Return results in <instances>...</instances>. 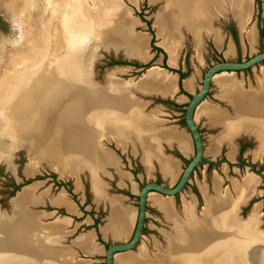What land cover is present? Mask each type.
Returning <instances> with one entry per match:
<instances>
[{
    "label": "bare ground",
    "instance_id": "6f19581e",
    "mask_svg": "<svg viewBox=\"0 0 264 264\" xmlns=\"http://www.w3.org/2000/svg\"><path fill=\"white\" fill-rule=\"evenodd\" d=\"M166 1L167 4L166 7L163 8L164 11L161 12L159 17L157 16L159 20L161 19L163 21L164 26L162 28V26L158 25L157 29L159 37L162 39L159 43L166 48L169 54V63L174 64L176 61L177 48L171 43L172 38L166 35L168 31L167 27H169V29L175 28L177 21L185 22L186 18L191 20L192 22L190 23L196 27L200 24L199 20L203 18V16H207V18L210 19L211 11L218 8L220 3H218L217 0L215 1L216 3L213 2L214 0H180L181 2L179 1L174 8L172 7L173 0H171L172 4L170 0ZM263 1L264 0H262V4L264 6ZM82 2L83 0L4 1L3 7L8 18H13L15 15L19 18L21 32L19 42L17 41L18 43L13 45L10 44L11 46L9 45L10 47H7V49H9L7 50L8 57L4 58L7 52L5 54L4 52L1 53L3 58L1 57L2 59L0 60V83H2L0 84V149L6 147V143L9 140L13 143L11 145L15 146L21 139H29V149L36 141L43 142V138L35 136V132H38V129L41 128V126L39 127L38 125V120L47 117L50 120L53 116H57V112L65 110L66 103H71L72 109L70 112L72 114L68 116L66 122H61L63 128L69 132L70 139L78 140L80 136H85L86 138L87 134H91L94 143L91 152L96 157L99 165L113 164L117 160V156L114 155L110 148L102 146L101 143H99L98 140L107 136V134L101 132H112L111 130L113 128H117L116 126H118L120 130L122 126H128L129 124L134 126V129L138 132L144 130L145 127L143 123H145L147 119L140 113L142 104H138L135 100L131 99L129 95H127L128 93L123 94L122 91L119 90V88H123L125 84L123 81H126L128 84L129 82L127 81L129 80H125L121 77L117 78L116 76H111L110 78L109 75L112 69L107 72L109 81L107 86H91L90 83L85 81L83 74L84 70H81L84 64L83 60L81 61L78 51L74 52V54H69V50H71V48L73 50L74 47L79 46H81L83 50L87 40L82 41L77 38L71 39V19L74 17L77 24L79 23L82 27L86 26L89 29L88 34L99 39V42L103 46L116 47L124 44L122 47L126 54L139 55L145 59L147 56L146 47H148L146 45L147 36L143 33H138L134 37H122L125 30L135 23V19H132L128 15V12L132 9L129 10V8L121 6L119 2L116 3L114 0H110L106 3H100L97 7H93L92 5L94 3H91L90 7L92 6L91 8L96 10L94 15L91 10L90 12L89 10H85ZM239 2H237L238 5L235 11L239 13V21H241V19L246 21L251 10V0H239ZM205 4H207L208 7L203 9ZM105 7H108L106 8V12L104 11ZM169 9H174L175 11L165 16L164 13ZM224 9H229V7ZM230 10L233 11V9ZM41 20H43V22H41ZM166 20L168 22H166ZM177 28L179 34V27ZM31 30L35 32H31ZM252 31L253 29L250 28L246 30V36L249 40L252 39ZM84 35L83 37L86 38ZM194 35L196 36L195 45L198 46V34L194 33ZM10 36L11 35H7L5 40L1 38L0 44L4 46L5 41H7ZM102 41L112 42L104 44ZM116 68L118 67L114 69ZM120 69L123 70L124 67ZM153 70L158 72L154 74L151 72ZM163 71L164 69L160 66H152L146 69V72L136 80V84L147 87V85L152 84V81L159 78L163 80L162 84H164L165 88L173 90L176 84L175 75L169 72L163 74L159 73ZM221 72H226L219 76H223L226 80L222 85H226L224 89L227 88V92L230 91L234 97L236 109L247 116H250L251 110L253 114H259L262 110V103H264V84H262V91L253 93L247 92V94L241 93L239 89H237V83L234 81L235 79H233V70H222L219 73ZM111 74L114 75V73ZM28 75L30 77H28ZM136 100L138 101V99ZM211 113L214 120L221 119L222 117L226 118L225 114L218 112V110L211 111ZM241 118L240 115L234 117L235 120H240ZM242 119L245 120L244 118ZM235 120L228 118L227 124L229 129L235 127ZM255 123H257L255 128L260 131L258 145L260 148L264 149V124L256 121ZM104 126L108 127V129L106 130ZM147 133L148 136H145L144 143L149 148L146 147L145 157H147V155L156 154L157 147L155 141L159 136L163 135L165 131L160 130L156 133L147 130ZM169 133L174 135V137L182 143L183 135L181 133ZM48 137L49 136H47L45 141H47ZM118 141L120 142L119 139ZM213 141H215V138ZM2 145L4 146L2 147ZM82 146L83 150L76 149L75 152L68 155L65 154V152L59 151V146H57L58 148L56 151L55 148L52 147H46V149L42 151L44 154H56L53 156L52 160L49 161L50 167L56 169L62 175H75L76 180H78L76 171L80 169L82 164L87 165L92 183V191L97 198L101 195V187L95 172L97 166L93 165L88 157L86 158L84 153V147L86 148V145H84L83 142ZM32 148L36 151V147ZM159 161L163 163L165 171L172 170L171 168L174 164L171 160L168 161L160 158ZM115 163L113 165H115ZM30 166L34 168L36 162ZM235 183L237 182L235 181ZM237 184L240 185V183ZM24 187L17 191L11 199L14 211L12 219L8 221L0 220V264H19L29 259L37 260L35 262L39 264H57L60 262L59 260H61V263L67 264V260H73V256L68 257L67 260L64 261L55 256V254L60 253V250L73 251V249L71 247L58 246L55 243V236L50 238L47 236V233L45 235L40 234L38 226L34 225L37 215L27 212L24 207L29 202H39L41 196L34 197L31 186L23 190ZM238 192L243 196L244 193L242 189L239 188ZM61 195H64V193L62 192ZM223 195L224 196L220 197L222 198L220 199L221 201H217L219 200L217 199L215 203H212L213 199L209 197L205 206L206 210L204 209L200 216L196 214L197 217L194 216L191 210L193 204L190 203L186 211V218L194 225H199L201 231L196 232L189 227L190 225L186 228L184 223H182L183 220H180V230L182 234L185 233V237L179 238L178 242H180V244L178 247L168 242L166 260H176V264L177 262L180 264H193V261L187 258L188 256H186V259H181V250L185 252L190 248L192 250V239L198 241L197 250L201 248L200 244L204 245V249H207V247L211 248L213 246L211 245L212 238L214 237L217 242L215 246L218 247L219 245L221 251L220 255L222 253L225 254L223 257L224 264H264V232L257 229V222H255V220L252 221L251 217L253 210L250 212V216L243 220L233 215L230 216L232 214L231 212H233L238 205V199L235 197H226L225 194ZM17 197L19 200L18 203L15 201ZM245 198L246 197H242V199ZM57 201L60 203V200ZM113 201L110 202L113 204ZM170 202L166 199L158 201L160 207L169 217L173 216L175 213L171 208ZM219 202L224 204L220 203L222 206H217ZM19 210L23 212L26 219L30 220L29 224L33 223L32 226L35 231L34 239L36 245L30 242L26 243L23 240V234L19 227L20 223L17 220ZM128 217L129 211L127 209L123 210L119 209L117 206L114 207L111 219L112 222L116 224V227H118V232L120 229H123L121 228L122 224ZM59 220L60 221L55 222L56 229L54 232H59L60 228H63L65 222H67L66 218ZM45 223L48 224L49 222ZM190 233L192 234L189 235ZM203 233L207 234L209 238L206 237L205 240L201 238ZM218 239L219 241L221 240V243H218ZM90 240L91 236L89 234L84 239H81L80 243L83 245L84 249L91 248ZM139 247L136 253L131 257L125 256L122 258L116 255V258H121L122 261L125 259L127 264H154V261L147 256L144 247ZM156 255L160 260H163L159 254L156 253ZM73 262L82 264L83 261L74 259Z\"/></svg>",
    "mask_w": 264,
    "mask_h": 264
},
{
    "label": "crops",
    "instance_id": "0c3cea01",
    "mask_svg": "<svg viewBox=\"0 0 264 264\" xmlns=\"http://www.w3.org/2000/svg\"><path fill=\"white\" fill-rule=\"evenodd\" d=\"M164 2V0H163ZM162 2V3H163ZM261 2V12L264 15V6ZM264 3V1H263ZM218 9H213L210 14V19L205 24H198V34H199V45H195L194 41V33L192 27L189 28L186 24L180 23L179 27V37L174 40V44L177 48L176 51V58L174 64H170L167 60L168 52L164 46L159 44V39L157 40L156 46H159L161 49H157L154 47V50L150 48V38H146V45L148 46L151 54L147 53L146 59L140 57L139 55L130 54L129 60H126L121 57V59L130 61L127 63H115L113 67H124L122 71H117V73H124L128 67H132L134 70H138L139 68H143V71L140 72L139 75L133 78V82L125 83L123 88H119L123 94L129 95V97L138 104L141 103L140 113L146 117V122L143 123L145 127L144 130L137 131L134 129V126L129 124L128 126H122V129L119 130L117 128H113L111 131L107 133V136L101 139L102 144L105 141L110 142L116 147L121 153L125 152L128 153L131 157H135L140 166L143 169L145 178L151 174V172L155 169L160 175V178L153 177L156 180H168L166 184H172L178 177L182 166L184 164L183 160H187L193 153V142L188 131L185 121H184V106L189 97H187L186 93L190 96L194 90L199 86V83H196L195 75L198 74V68L196 67V63L201 65L203 62L205 63V58L202 54L203 47L205 44L206 39L210 40L212 45L215 49H218L220 45H222L224 39L223 27L228 32V36L226 37L225 48L223 50V57L226 59L234 58L233 56H237L235 44L238 42L239 45L242 47L245 43L249 44L250 46L254 45L257 37L259 28L264 27V23L259 24L256 27L255 21H250V14L247 16V20L239 21L238 13L229 9H224L221 12H217ZM228 26L226 27V25ZM256 27V28H255ZM253 29V36L252 39L249 40L246 36L247 29ZM257 29V30H256ZM264 29V28H263ZM232 30L235 31L236 40L232 35ZM156 33V32H155ZM264 34V32H263ZM263 34L261 36H263ZM220 38V39H219ZM248 39V40H247ZM187 43L188 47L193 50L192 51V58H189L188 55L185 56L182 50L183 44ZM178 45V46H177ZM197 46V48H196ZM163 51L164 53H162ZM160 52V53H159ZM254 52V51H253ZM159 53V55H158ZM162 54V55H160ZM154 61L158 62L155 63L165 70L173 73L175 75V87L173 90H169V88H165L163 80L157 78L155 81H152V84L147 85V87L139 86L136 84V80L146 72V69L151 66L149 64L147 66H134L132 64L133 60L138 61L139 64L147 63V61L154 56ZM241 58V57H240ZM236 59H239L237 57ZM264 61V60H263ZM211 61H209L210 63ZM161 64V65H160ZM164 64L166 66H164ZM175 68L170 69L168 67ZM260 67V68H259ZM206 68V67H205ZM251 68V66H250ZM255 68V66H254ZM258 72H254V84L250 86L248 83L245 82L244 77L245 75L241 71L237 74L236 71L233 70V79L237 83V89L241 93L246 92H256L261 89L262 84H264V66L262 64L258 65ZM252 69V68H251ZM179 70L183 72V75H179ZM204 71V70H203ZM202 71V72H203ZM231 71V70H229ZM220 72V71H219ZM219 72H216L212 75L208 90L204 97L195 105L192 113V118L198 128V131L201 136L202 140V163L200 164L199 176L196 174V171L193 170L194 174L192 177L196 181L197 190L200 196L203 199V204L201 205L200 209L195 208V204L197 202L196 195L194 193L190 194V199H186L182 194L180 196L181 207L176 209L174 202V194H164L160 193L155 190H149L146 193V206H145V216L142 226V232L147 231V228L150 230H155L156 234L149 233L150 238L147 241L141 239L143 233L141 232L140 238L138 242L131 248L126 250L115 251L113 253V263L114 264H127L125 259L122 261L120 258H116V255L123 257H131L133 256L135 251H137L141 244H144L147 247V253L150 255L154 264H176V260H160L157 254H164L167 249L168 241L167 238L170 235H179L180 234V217H184L183 215V202L187 201V203H192L194 207V211L197 215H201L205 206L207 204V200L210 196H215L216 194H225L226 197L230 198L228 193V189L224 188L221 189L222 180H232L235 178L236 180H241L236 177H229L227 175V170L230 166L236 165L235 162L237 157L243 153L246 149L247 154H251L252 160L260 159L264 156V149L260 156H254V150L256 149L258 142L260 131L257 130L255 119L259 115H250V117L245 118V120H235L234 124L235 127L229 129L227 124L228 118L237 117L238 109H236V102L232 94L227 92L226 85H222L223 82L226 80L223 76H219ZM177 73V74H176ZM226 73V72H223ZM253 74V73H252ZM256 74V75H255ZM120 76V75H118ZM202 76V73H201ZM249 76V75H248ZM121 77V76H120ZM247 77V75H246ZM125 80L128 77H121ZM249 79V78H247ZM155 82V83H154ZM157 83V84H156ZM246 83V85H245ZM214 84V86H213ZM126 85H129L126 87ZM185 85V86H184ZM164 87V88H163ZM169 87V86H168ZM177 87V88H176ZM211 87L214 92L211 91ZM168 89V90H167ZM176 89V90H175ZM175 90V91H174ZM138 99V101L136 100ZM140 101V102H139ZM208 103V104H207ZM214 105H212V104ZM202 107V108H200ZM206 109V110H205ZM169 110L172 113L179 114L176 119L178 121L169 122V119L166 117L161 116V114H168ZM218 110L222 114H225V117L221 119H213L211 111ZM153 114V115H152ZM156 114V115H155ZM155 115V116H154ZM232 120V119H231ZM237 124V125H236ZM142 125V124H141ZM147 130H151L152 132H158L160 130H164L165 133L159 136L156 141L155 145L157 147V152L155 155H147L144 156L146 152V147L149 148L144 143L145 136H148ZM169 132H179L183 135V141L180 143L174 135L170 134ZM215 138V141H213ZM106 139V140H105ZM120 140V142L118 141ZM252 142V147H249V144ZM107 146V145H105ZM111 149L116 157V163L113 164H100V166L96 167V177L101 187V195L99 197H95L92 191L91 179L89 168L84 167L83 169L86 170L88 178L85 180L88 186V194L90 204L86 203L87 205H83V210L79 208L77 202H75L63 189L60 188L58 191L51 192V193H43L41 194V199L39 202H29L25 205V207L29 208V205H44L49 204L51 205L50 209H45V207H37V208H29L38 211H42L43 214L40 215L39 221L40 222H55L61 218H66L67 222L64 224V228L59 231V234H55L56 241L55 243L58 246L64 247H71L74 250V259H78L83 261L82 264H99L97 262V255H103V262H104V247L106 246V240L110 239V242H114L116 240H126L129 235L131 234L134 220L136 216V203L130 197L135 196L137 198V190L138 183L134 177H138L137 173H133L131 170L121 168L123 164L122 157L111 147L107 146ZM170 150V151H169ZM212 150V151H211ZM211 151V152H210ZM213 155V156H212ZM160 158L164 160H168L173 162L174 166L171 168L172 170L165 171L164 165L162 162L159 161ZM119 160V161H118ZM217 160V162H215ZM211 162H215L211 163ZM118 164V166H117ZM113 166V167H112ZM117 166V167H116ZM198 167V166H197ZM82 169V174L84 170ZM219 169V171L217 170ZM122 171V172H121ZM206 172L208 174L206 175ZM128 173V174H127ZM192 173V172H191ZM76 176L73 175L74 180H72L73 184V192H78L80 190V197L78 202L79 204L83 203L84 200V184L82 178H80V172ZM101 175L108 177V179H104ZM111 181H110V180ZM121 179V181H120ZM191 177L189 176L190 180ZM140 180V179H139ZM147 180V179H145ZM210 180V182L204 181ZM110 182V183H109ZM210 184V185H209ZM109 187L112 189L110 190ZM209 188L211 192H208ZM61 189L64 191V195H61ZM235 196L238 199V205L236 206L235 210L231 212L230 216H236V211L239 208V204L246 201L248 197L242 199L240 194ZM180 194V192H179ZM158 195V196H157ZM219 196V195H218ZM113 197V198H112ZM162 197V198H161ZM232 197V196H231ZM117 198V201H116ZM120 198V199H119ZM158 198V199H157ZM166 199L167 201H171L170 205L172 210L175 212L173 216L169 217L164 213V210L160 207L158 201ZM155 199V200H154ZM171 199V200H170ZM55 200V201H53ZM60 200V203L57 201ZM115 200V201H113ZM158 200V201H157ZM63 201V202H62ZM66 201V202H65ZM113 201V204L111 202ZM121 201V202H120ZM70 202V204H69ZM136 202V201H135ZM65 203V204H64ZM61 204V205H60ZM93 209L103 210V214L100 217L99 221L96 225L93 224V217L95 213L93 211H88L89 207ZM118 207L119 209H127L129 211V221L128 219L122 224L123 228L121 231H117L118 227L116 224L112 222L111 213L114 207ZM58 208H62L64 213L57 211ZM70 208V209H69ZM125 208V209H124ZM73 209V210H72ZM76 209V210H75ZM156 209L159 212V218H155L151 216V222L147 223L149 212L147 210ZM71 210V211H70ZM75 210V212H74ZM86 210V212H85ZM206 210V209H205ZM73 211V212H72ZM77 211V212H76ZM92 212V213H90ZM176 216V217H175ZM228 215V217L230 218ZM49 219H45V218ZM159 219V220H158ZM153 220L157 222H163V225H156ZM109 224V225H107ZM112 225V226H111ZM126 229V230H125ZM91 236L90 240V247L89 249H84L83 245L80 243L81 239H84L87 235ZM100 239V240H99ZM149 241V242H148ZM108 243V244H109ZM80 245V247L78 246ZM139 247V248H138ZM157 247V248H156ZM133 258V257H132ZM131 259V258H130ZM73 260L67 261V264H79L73 262ZM37 261V260H34ZM57 264L61 263L59 260ZM34 264H37L35 262ZM39 264V263H38ZM104 264V263H103ZM177 264H180L177 262Z\"/></svg>",
    "mask_w": 264,
    "mask_h": 264
},
{
    "label": "rangeland",
    "instance_id": "374dc122",
    "mask_svg": "<svg viewBox=\"0 0 264 264\" xmlns=\"http://www.w3.org/2000/svg\"><path fill=\"white\" fill-rule=\"evenodd\" d=\"M4 1H6V0H0V39L4 38V40H5L7 35H11V36L8 37L9 39L7 38L8 40L5 41L4 46H3V44H0V53L2 51H4V54L7 52L5 54V57H4V58H7L8 57V51L7 50H9V49H7V47H10L11 45L18 43L20 40V32H21L20 27L21 26H20V20L18 17H16V15L13 18H10V19L8 18V15L6 14V11L3 7ZM108 1H110V0H83L82 3H83L85 10H89V12L91 10L93 12L92 14L94 15V12L96 10L92 9L91 7L92 6L97 7L100 3H106ZM179 1L180 0H173V6L172 7L175 8L177 6V4L179 3ZM215 1L216 0H214L213 2L216 3ZM217 1H218V3H220L218 8H217L218 11L220 10V12H221L222 10H224V8L229 7L230 9H233V13L237 12V11H235L236 10L235 8L237 7V5H238L237 2H239V0H223V2H222V0H217ZM259 1H261V0H259ZM114 2H116V3L119 2V4L121 6H123L125 8L126 7L129 8V10L132 9L128 12V15L132 19H135V23H133L132 26L129 27L128 29H126L125 32L123 33V36H122L123 38H129V36L134 37L138 33H143L147 36V38H150V35H151L150 30H151L153 33V44L154 45H156L158 39H159L158 42H160L162 40L159 37L157 27H158V25H160L163 28L164 25H163V21L161 19L159 20L157 18V16L159 17L161 12L164 11L163 8L166 7V4H167L166 0H164V2H163V0H135V1L114 0ZM170 2H171V0H170ZM91 3L92 4L94 3V4L90 7ZM123 3H125V4H123ZM171 4H172V2H171ZM260 5H261V2L257 3L256 0H251V10L249 13L250 14L249 18H250V21H253V22L255 21L256 27H258L259 24L264 23V15L261 12ZM207 7H208V5L205 4L203 9H206ZM106 8H108V7L104 8L105 12L107 11ZM172 11H175V10L169 9L166 11V13H164V15L165 16H166V14L169 15V13ZM238 15H239V13H238ZM163 16H162V18H163ZM10 20H11V22H10ZM146 20L149 21V26H148ZM208 20L209 19L207 18V16L206 17L203 16V18H201L199 20V22H200V24H205L206 22H208ZM71 22H72V30H71V34H70L71 39L77 38L79 40L81 39L82 41H86L89 39V41L91 42L90 39L94 38V37H93V35L88 34L89 29L86 26L82 27L81 25H79V23L77 24L74 17H72ZM166 22H168V21L166 20ZM190 22H192V21L188 20L186 18L185 22L184 21H181V22L177 21L175 28L169 29V27H167L168 31L166 32V35L169 36V38H172L171 39L172 44H174V40L177 39L179 36V34L177 32V30H178L177 27H180V23L186 24L189 28L192 27L193 33L198 34L199 25L195 27ZM10 23L12 25L11 29H10ZM227 26H228V24L226 25V27ZM222 27L224 29L223 30L224 39H223L222 45H220L218 47V49H215V47L212 45V43L209 39L208 40L206 39V41H205L202 54H203L206 62L205 63L203 62L201 65L196 63V67L198 68V74L195 75L196 83H199L201 73L205 69V67L209 64V61L222 59V57H223L222 55H223V50L225 48L226 37L228 36V32H227V30H225L224 26H222ZM83 28H84V30H83ZM260 28H261V26H260ZM262 28H264V27H262ZM258 33L259 34H258L257 40H256L255 44L252 46L245 43L241 47L239 45V43L237 42L235 44L237 56L234 55L233 56L234 58H230V59H236L237 57L245 58L246 56L251 54L253 51H257L261 48H264V34L262 33L263 36H261L260 32H258ZM83 35L86 38H84ZM251 36H253V31H252ZM198 37H199V34H198ZM194 41L196 43V36L195 35H194ZM102 42L104 44H106V43H110L112 41H106V42L102 41ZM90 45H91V43L86 45L84 47V49L90 48L91 47ZM122 46H124V44L118 45L117 48L114 46H106L105 47L102 44H99V46L97 48H95L94 56L91 60V65H90V77L92 80L96 81V83H98L99 85H103L105 83L104 81L106 78L105 77L106 72L107 71L109 72L110 70L113 69L110 72V75H109L110 78H111V76H116L117 78L120 76L121 77L123 76L125 78L128 77L127 80H129V81H127V82L130 83V82H133L134 77H136L137 75L140 74L141 71H143V68H139L138 70H134V69H132V67H128V69H126L124 71V73H117V71H122V69H120L122 67L117 66L118 68L114 69L115 68V67H113L114 64H108L109 59L113 56L116 58L117 57L121 58L122 56H125L122 53L123 52ZM151 47L152 46H150V48ZM151 50H154V49L151 48ZM161 50H162V47H161ZM182 50H183L182 53H184L185 56L188 55L189 58H192V51L193 50H191L188 47L187 43L183 44ZM146 52L148 54L149 53L151 54L149 48H147V47H146ZM161 52L164 53L163 51H161ZM159 53H158V55H159ZM160 55H162V54H160ZM155 56L156 55L152 56L147 61L148 65L152 64L147 69H149L152 66H159V65L155 64V63H158V62L154 61ZM167 60L169 62V54H168ZM260 64H262L264 66V61H259V62L255 63L254 65L251 66L252 69L249 67V68H244L242 70H238L236 72L238 74L242 71L243 74L245 75V77H244L245 82L248 83V85L250 86L251 84H254V72H256V71L258 72L257 69L260 68V67L258 68V65H260ZM254 66H255V68H254ZM118 69H120V70H118ZM151 72L155 74V72H158V71L153 70ZM168 72L169 71L164 69L163 72H159V73L163 74V73H168ZM111 73H114V75H112ZM169 73H171V72H169ZM218 74L222 75L223 73L221 72ZM118 75H120V76H118ZM246 75H247V77H246ZM28 77H30V76L28 75ZM247 78H249V79H247ZM230 81H232V80H230ZM123 82L126 83V81H123ZM246 83H245V85H246ZM213 86H214V84H213ZM210 90L213 92L215 91V90H213L212 87ZM258 91H262V89H260ZM245 94H247V92ZM186 95H187V97H189V95L187 93H186ZM263 102H264V96H263ZM240 103H241V101H240ZM66 104L67 105L64 108L65 110H63L61 112H57V116H53V118H51L49 120L48 124L45 127L39 128L38 132H35V134H36L35 136H37V137L39 136V137L44 139L43 142L42 141H39V142L36 141L35 144L32 145V147H36V151H34L32 147L30 149H28L27 145L23 144V145L15 148V149H13V151L11 152L12 156H11V160H10L11 162L10 163L7 164V162H5V161H2V160L0 161V208L6 210V212H5L6 214L10 212V203H9V202H11V201H9L10 196L14 195L15 192L21 190V188L24 186L25 187L23 188V190L25 188L31 186L32 193L34 194V197L35 196H41V194H43V193L47 194V193L55 192V191H58V189L64 187V190L67 192V194L70 197H72V199L74 201L78 202L79 198L81 199V197H80L81 191L80 190H78L79 193L70 191L73 189V184H72V180H74V177H72L73 175H69V174H63L62 175L56 169H53L52 167H50L49 161L52 160L53 156L56 154H54V153L53 154H44V152L42 150H45L46 147L55 148V151H56L58 148L57 146H59V151L65 152V154L68 155L72 152H75L76 149H78V150L82 149L83 150V148H82L83 147L82 142H83L84 145H86V148L84 147V153H85L86 158L88 157V159L93 163V165H95L97 167L100 166L98 164L96 157L91 152V149L94 146L93 138L91 137V134H87L86 138H85V136L84 137L80 136L78 140L77 139H70L69 132L63 128V125L61 124V122L62 121L66 122L68 119V116L72 114L70 112L72 109L71 103H66ZM252 112L253 111L251 110L250 115H259V116L256 118H254V116H251V117H253V119H255L256 122L264 124V122H260V121H264V103H262V110L259 112V114L258 113L253 114ZM238 113H239L240 117H242L244 119L250 117V116H247V115L241 113L240 111H238ZM178 115L179 114H177V113L176 114L172 113L170 110H169L168 114H161V116L168 118L169 122L178 121V119H176V117ZM232 120H235L234 117ZM104 127L106 128V130L108 129V127H106V126H104ZM106 132H101V133L107 134ZM47 136H49V137H48L47 141H45ZM102 138H104V137H102ZM98 141H99V143H101L102 146L107 145V146L113 148L122 157L123 164L121 165V168L131 170L132 172L137 173L140 176L139 177L140 180L138 179V177H134L138 183V187L145 181V179L151 180V179H154L155 177L160 178L159 173L155 169L151 172L150 175H148L145 178L143 169L135 157L133 158L128 153H125V152L121 153L110 142L105 141L104 142L105 145H103L101 139ZM249 147H252V142L249 144ZM246 149H248V147ZM246 149L243 151V153H241L238 156V160H241V162H239L236 165L230 166L229 169L227 170V175L229 177L232 176V177H236V178L241 179V180H236L235 178H232V180H222L221 189L222 190L224 188L228 189V193H229L230 197L232 196L233 198L234 197L236 198L235 194H236V192H238L239 188L242 189V191L244 193L243 196H241V197H248L250 195V197L246 201L239 204V208L236 211L237 212L236 217L240 220L246 219L248 216H250V212H252V210H253V214H252L251 219H252V221L255 220V222H257V225H256L257 229H260L261 232H264V156H262L260 159L250 161V160H252V159H250L251 154L250 153L247 154ZM262 150L263 149L260 148L259 145H257L256 149L254 150V156L261 155ZM249 161L253 165L249 164L248 163ZM35 162H36V166L34 168H31L33 166H30V165H32L33 163L35 164ZM183 162L185 163V160H183ZM200 167H201V165L199 164L198 167L194 168V170L196 171V174L198 176L200 174L199 173ZM217 170L219 171V169H217ZM192 174H194L193 171L189 175L191 177V179L188 180L186 182V184L182 187L180 194L179 193L174 194V199H175L174 205H175L176 209H179L181 207L180 196L182 194L184 195V197L186 199H190L191 197L189 195L192 193H194L196 195L197 202L195 204V208L197 210L200 209L201 205L203 204L202 203L203 199L197 190V185H196L197 180H194V178L192 177ZM207 174H208V172H206V175ZM101 177H103L104 179H108V177L103 176V175H101ZM80 178H82V180H87L86 178H88V176H87L86 170H84L83 174L80 172ZM24 180H28V181L25 182ZM56 180H59L60 182L66 183L67 186L60 185V184L57 185ZM159 181L163 182V183H168L167 182L168 180H159ZM204 181L210 182V180H204ZM235 181L237 183H240V185L235 183ZM12 182L13 183H20V185L18 186L17 189L14 190L13 194L8 195V191L13 187ZM68 188H70V190ZM109 189L111 190L112 188L109 187ZM87 190H88V186H87ZM62 192L64 193V191L61 189V193ZM208 192H211L210 188H209ZM69 193H71L72 196ZM237 194H239V193H237ZM221 196H224V195L223 194L222 195L216 194L215 196H210L213 199L212 203H215L217 199H219L217 201H221L220 200V199H222V198H220ZM130 198L134 201V202H130V203L135 204L136 203L135 201L137 200V198L135 196H133V197L131 196ZM15 201H16V203L19 202L18 197L16 198ZM87 203L90 204L89 197L87 198ZM220 203H222V202H219L217 206H222V204H224V203H222V204H220ZM183 204H184V206H183L182 211H183L184 217H180L179 220H181V221L183 220L182 223H184L186 228L190 225L189 227H191L196 232L201 231L200 230L201 228L199 225H194L193 223H191L190 220L188 221V219L186 218V211L188 210L190 203H187V201H185V202H183ZM85 205H87V204H85ZM29 206H30L29 208H31V207L32 208L44 207L43 205H36V204L29 205ZM29 208L24 207V209H26L27 212L37 215L36 221L34 220L35 221L34 225L38 226V231L40 232V234L45 235L47 233V236H49L50 238H53L55 236V234H57V233L59 234V232H54V230L56 229L55 222H58L60 220L55 221V222H49L48 224L44 223V222H40L39 217L41 214H43L42 211L32 210ZM90 210L93 211L95 214L96 213L97 214L99 213V215L101 213L103 214V210H100V209L95 210V209H93V205H92V207H89L88 211H90ZM191 210H192L194 216L197 217L196 213L194 212V207ZM85 212H86V210H85ZM147 212H149V215L147 216L148 219L146 220L147 223L151 222L150 221L151 216H154L155 218L160 217L159 212L156 209L147 210ZM164 213L166 214L165 211H164ZM29 216H31V215H29ZM254 218H256V219H254ZM45 219H49V218L47 217ZM61 219H63V218H61ZM17 220L20 223L19 227H20L21 233L23 234V240L26 243L30 242V243L35 244V239H34L35 231H34V227L32 226L33 223L29 224L30 220L26 219V217L23 215V212L21 210L18 211V219ZM153 222L156 225H163L164 224L163 223L164 221L159 223L156 220H153ZM91 225H93V224H91ZM203 225H204V223H203ZM63 228H64V226H63ZM60 230H62V228H60ZM120 231H121V229H120ZM142 233L145 236H141V239H144L146 241L150 238L149 233H153V234L157 235V232L155 230H150L149 228H147V231H144ZM192 233H194V232H192ZM192 233H190L189 235H191ZM174 236H176V237H174ZM223 236H225V235H223ZM168 237L169 238H167V241L170 242L171 245H176L178 247L180 244V242H178L179 238L185 237V233L182 234L181 230H180L179 236L170 235ZM206 237H207V234H204V233L201 236V238H203L204 240L206 239ZM146 238H148V239H146ZM207 238H209V237H207ZM109 242H110V239H107L105 244H108ZM197 243H198V241L192 239L193 249L191 250V248H190L187 252L181 250V259H183V258L186 259V256H188L187 258H189L190 261H193V264H224L223 257L225 256V254L222 253L220 255L221 251H220L219 245H218V247L215 246L217 244V242H216V239L214 237L212 238L211 245H213V246L211 248L207 247V249H204L205 248L204 245L200 244L201 248L199 250H197ZM218 243H221V240L219 241V239H218ZM140 246L144 247L147 256L150 258V255L147 253V247L144 244H141ZM59 252L60 253L55 254V256L61 258L64 261L67 260L68 257L74 256V250L73 251H71V250H68V251L60 250ZM166 253H168V252L166 251L165 255L164 254H161V255L159 254V255L162 259H164V258H167ZM218 255H220V256H218ZM97 262L99 264L104 263L103 262V255H101V254L97 255ZM263 263H264V252H263Z\"/></svg>",
    "mask_w": 264,
    "mask_h": 264
},
{
    "label": "water",
    "instance_id": "95a60500",
    "mask_svg": "<svg viewBox=\"0 0 264 264\" xmlns=\"http://www.w3.org/2000/svg\"><path fill=\"white\" fill-rule=\"evenodd\" d=\"M44 19V18H42ZM43 22V20H41ZM10 29H11V24H10ZM31 32H35L34 30H31ZM87 40L86 45L91 43V47L87 49H81L82 47H74L73 50H69V54L78 51V55L81 57V61L83 60L84 64L81 67V70H84V78L85 80L91 84V86H107L109 81L107 77V72H106V78H105V83L103 85H99L96 83V81L92 80L90 77V65H91V60L94 56V50L101 44L99 42V39L97 38H91ZM85 45V44H84ZM85 45V46H86ZM106 47V46H105ZM117 47V46H116ZM123 55L122 58L129 60V57L131 55H128L125 53V50L123 49ZM264 60V48H261L257 51L252 52L245 58H240V59H217L214 61H211L204 71L202 72L201 80L199 86L192 92L184 106V121L186 124V127L188 131L190 132L192 142H193V153L192 155L187 159V161L183 164L182 169L177 177V179L172 183V184H166L157 180H145L140 187L137 190V200H136V216L134 220V225L131 231V234L126 240H116L114 242H111L107 244L104 247V264H114L113 263V253L115 251H120V250H126L131 247H133L139 240L141 232H142V226H143V221H144V216H145V206H146V193L149 190H155L160 193L164 194H170L173 195L175 193H179L182 189V187L185 185V183L189 179V175L191 172L194 170V168L201 162L202 159V140L200 133L198 131V128L196 127V124L192 118V113L195 105L204 97L206 94L209 83L211 80V77L214 73L222 71V70H242L246 67H250L254 65L255 63ZM82 70V71H83ZM129 85H126V87ZM49 118H43L42 120H38V125L39 127L43 128L46 126V124L49 122ZM42 124V125H41ZM7 141V140H6ZM5 141V143H6ZM13 144L10 140L7 141L6 147L0 149V161H5L10 163L11 161V156H12V151L13 149L26 144L28 149L30 145V140L29 139H21L18 144L15 146H12ZM9 145V146H7ZM4 145H2L3 147ZM9 147V148H8ZM1 148V146H0ZM84 167H87V165H81L80 169L76 171V173L81 172ZM16 194V192H15ZM14 194V195H15ZM10 196V200L12 199V196ZM10 203V212L5 213L6 210L0 208V220H10L12 219V215L14 214L13 211V205L12 201ZM35 261L32 259L22 261L19 264H34ZM38 264V263H37Z\"/></svg>",
    "mask_w": 264,
    "mask_h": 264
},
{
    "label": "flooded vegetation",
    "instance_id": "af4514ba",
    "mask_svg": "<svg viewBox=\"0 0 264 264\" xmlns=\"http://www.w3.org/2000/svg\"><path fill=\"white\" fill-rule=\"evenodd\" d=\"M260 2V1H259ZM262 28V27H261ZM260 28V29H261ZM260 29H259V32H260ZM233 31V30H232ZM235 32V31H234ZM4 51H2L1 53H3ZM0 53V57H2L3 58V55ZM114 57V56H113ZM2 58H0V60L2 59ZM115 59H116V57H114ZM118 58V57H117ZM121 59V58H120ZM240 59V58H239ZM262 61V60H261ZM110 64H115V63H110ZM132 64L134 65V66H140V65H142L143 66V64H139L138 63V61H136V60H133L132 61ZM249 68V67H248ZM180 71V70H179ZM0 84H2V83H0ZM203 159V158H202ZM202 159H201V162L199 163V164H201L202 163ZM187 161V160H186ZM185 161V162H186ZM215 162H217V160L215 161ZM215 162H211V163H214L215 164ZM239 162H241V160H238V157H237V160H236V162H235V164H238ZM249 164H251V162L249 161L248 162ZM198 164V165H199ZM197 165V166H198ZM251 165H253V164H251ZM196 166V167H197ZM195 167V168H196ZM134 173V172H133ZM153 180H156V179H153ZM157 181H159V180H157ZM56 184L57 185H64V186H67V184L66 183H64V182H60L59 180H56ZM83 184H84V200H83V203H81V204H79V202H77V204L79 205V208L80 209H82L83 210V205L84 204H86L87 203V198H88V196H89V194H88V190H87V182L84 180L83 181ZM186 184V183H185ZM63 189H64V187H62ZM69 190H70V188H68ZM71 192H72V190H70ZM71 196H72V194L71 193H69ZM72 198V197H71ZM76 202V201H75ZM44 207H45V209H50L51 208V205H49V204H44L43 205ZM99 210V209H98ZM57 211H59V212H62V213H64V210L62 209V208H58L57 209ZM90 213H92V212H90ZM102 216V213L99 215V213L97 214H95L94 215V217H93V225L95 226L96 225V223L99 221V219H100V217ZM107 245V244H106Z\"/></svg>",
    "mask_w": 264,
    "mask_h": 264
},
{
    "label": "trees",
    "instance_id": "16d2710c",
    "mask_svg": "<svg viewBox=\"0 0 264 264\" xmlns=\"http://www.w3.org/2000/svg\"><path fill=\"white\" fill-rule=\"evenodd\" d=\"M256 2L258 3L259 0H256ZM146 22H147V24H148V26H149V21L146 20ZM263 31H264L263 28H261V29H260V35H262ZM150 32H151L150 45H151L152 47H154V48L161 49L159 46H156V45L153 44V33H152L151 30H150ZM232 35H233L234 39L236 40V34H235L234 31H232ZM262 61H263V60H262ZM127 62H128V61L123 60V59H120V58H116V59H115V58L111 57V58L109 59V61H108V64H110V63H127ZM147 65H148V63H144V64H143V66H147ZM164 66H166V65L164 64ZM167 67H168V66H167ZM168 68H170V69H174V70H177V69H175V68H171V67H168ZM246 68H248V67H246ZM177 71H178V70H177ZM179 75H180V76L183 75V72L179 71ZM24 181L27 182L28 180H24ZM12 184H13V187L8 191V195L13 194L14 190L17 189L18 186L20 185V183H13V182H12Z\"/></svg>",
    "mask_w": 264,
    "mask_h": 264
}]
</instances>
